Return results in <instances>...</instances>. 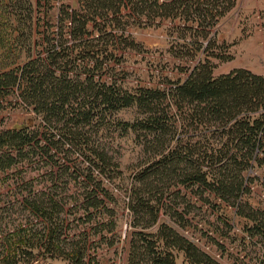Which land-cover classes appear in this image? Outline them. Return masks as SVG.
Returning <instances> with one entry per match:
<instances>
[{
    "label": "trees",
    "instance_id": "1",
    "mask_svg": "<svg viewBox=\"0 0 264 264\" xmlns=\"http://www.w3.org/2000/svg\"><path fill=\"white\" fill-rule=\"evenodd\" d=\"M236 3L237 0H78L75 8H58L56 44L48 39L46 53L32 58V47L25 56L27 61L19 66H15L18 62L12 66L0 62V107L14 100L33 113L44 128L30 133L35 119L29 118L25 124L0 130V172L30 164L25 160L37 149L50 172L47 189L16 197L36 224L30 220L3 237L0 264H39V255L61 258L67 264H113L102 258L100 249L103 242L107 241L110 248L117 243V201L103 188V180L94 175L97 171L100 178L113 181L108 169H117L120 164L113 162L102 144L88 136L86 128L129 109L139 111L141 116L135 123H123L124 131L141 132L157 149L149 165L141 167L127 189L131 227L147 230L157 224L163 211H168L165 193L159 192V186L175 176L179 182L174 187L190 185L205 203L216 198L237 208V215L252 223L249 231L256 232L264 247V215L246 212L240 201L253 190L245 172L256 164L264 168V76L242 68L219 77L214 74L218 67L215 61L222 63L232 58L227 51L216 52L212 30ZM52 7L49 0L0 3V42L13 48L24 33L33 38L38 8L44 9L51 27L48 9ZM125 12L179 24L185 40L182 49L191 61L201 56L186 79L177 81L172 88L131 91L112 80L98 81L94 75L79 77L80 60L92 74L109 68L108 63L117 54L116 48L111 49V41L120 32L126 46L137 47L125 37V28H120ZM91 28L96 30L95 37ZM178 59L183 61L185 56ZM163 101L169 102L166 108ZM168 110L176 113L174 128L179 125L194 133L187 142L178 136L172 148L160 144L170 128L165 121ZM53 130L60 134L59 139L51 133ZM200 130L204 133H198ZM74 147L97 170L79 164L70 173L71 164L58 167L59 155L68 160L69 148ZM176 209L175 215L181 218L179 206ZM134 237L124 264H178L172 250L183 252L191 264H221L166 226L156 235L135 232ZM143 250L147 254H141ZM258 264H264V254H260Z\"/></svg>",
    "mask_w": 264,
    "mask_h": 264
},
{
    "label": "rangeland",
    "instance_id": "2",
    "mask_svg": "<svg viewBox=\"0 0 264 264\" xmlns=\"http://www.w3.org/2000/svg\"><path fill=\"white\" fill-rule=\"evenodd\" d=\"M7 1L9 0H0V3ZM31 1L36 2V0ZM49 1L53 6L52 9H48L51 27L45 19L44 9L38 8L34 18L36 29L33 38L28 33H24L17 47L13 48L6 47L0 42V62L10 66L18 62L15 66H19L27 61L25 56L32 47V51L29 52L30 57L38 58L40 54L46 53L48 39L56 44L58 8L63 5L75 8L78 0ZM123 16L120 28H125V37H128L129 42H134L137 47L131 49L130 45L126 46L127 43L120 37L123 31L120 32L116 39L111 41V49L116 48L117 54L108 63L109 68L92 74L90 67L82 65L80 60L78 67L80 78L94 75L98 81L112 80L131 91L141 88H172L177 81L187 78L201 56L191 61L187 51L182 49L185 40L178 23L140 18L135 14L129 16L126 12ZM91 31L93 35L96 32L92 28ZM211 37L216 43L214 47L216 52L227 51V55L232 58L222 63L215 61L218 66L214 72L216 77L241 68L264 76V0H237L236 7L212 30ZM20 50H23L22 54ZM181 56H185L183 61L178 59ZM163 102L166 108L169 102ZM140 116V112L135 109L123 110L106 122L93 123L86 128L88 136L102 144L113 162L120 164L117 169L112 167L108 169L114 177L113 181L100 178L97 171L94 175L95 179L103 180V188L108 189L115 197L117 201L115 208L119 220L117 231L114 233L117 236V243L110 248L106 245L107 241L103 242L100 249L102 258L113 264H124V257L131 254V242L135 240V232L156 235L162 226H166L197 247L201 253L210 255L221 264H258L260 254H264V247L256 237V232L249 231L252 223L238 216L237 208L227 205L220 199L211 198L210 203H205L190 185L174 187L175 183L179 182L175 176H170V180H163L159 186V192L165 193V209L168 211L166 213L163 211L157 224L147 230L131 227V213L126 207L127 189L137 179V172L149 165L153 152L157 150L149 143L150 138H143L141 132L124 131L123 123H135ZM29 118L35 119V126L31 128L30 133L39 128L44 130L40 125L41 121L33 113L17 105L14 100L6 101L3 107H0V130L25 124ZM174 118L176 113L168 110L165 121L169 123L170 128L167 130L168 134L161 138L160 143L166 148H172L178 136L183 142H187L194 134L187 131L188 128L185 130L179 125L178 128H174L172 125ZM51 133L59 139L60 134L57 131L53 130ZM198 133L203 134L204 131L200 130ZM42 157L43 154L37 149L30 159L25 160L31 162L30 164L20 165L6 173L0 172V246L3 243V237L15 232L20 225H27L30 220H34L29 210L19 205L16 197L21 194L30 196L34 192L48 188L50 172L48 163ZM58 158H60L58 167L65 163L71 164L70 173L79 164L85 169L97 170L76 147L69 148L68 160L63 155H59ZM262 165L256 164L254 168L245 172V175L252 180L253 190L251 194L243 196L240 201L246 212L259 211L264 215V168ZM179 190H181L180 194H178ZM145 196L148 197L149 194L146 193ZM177 206H179L181 218L175 215ZM32 222L36 224V221ZM141 254L147 253L143 250ZM172 254H175L178 264H191L183 252L172 250ZM38 259L39 264H67L61 258L50 256L39 255Z\"/></svg>",
    "mask_w": 264,
    "mask_h": 264
}]
</instances>
